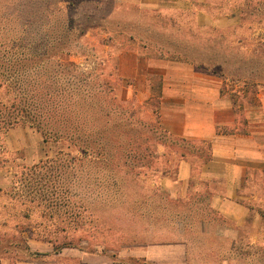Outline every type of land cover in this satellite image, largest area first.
Here are the masks:
<instances>
[{
    "label": "rangeland",
    "instance_id": "1",
    "mask_svg": "<svg viewBox=\"0 0 264 264\" xmlns=\"http://www.w3.org/2000/svg\"><path fill=\"white\" fill-rule=\"evenodd\" d=\"M101 1L85 0V3L80 4V0H0V57L5 53H21L23 48L29 49L33 43H43L44 33L54 26L60 30L55 34L58 49L67 47L63 50V56L56 61L65 63L63 59L67 57L76 65L74 71L66 70L68 77H88L91 88L101 82L108 99L117 96L124 100L128 92L131 101L134 91L131 85L137 76L132 78L135 67L128 62V75L132 77L127 78L125 83L119 80L117 55L121 46L130 44L147 60L173 62L182 61L170 58L167 52L169 42L181 47L184 39L188 38L198 41L214 39L217 41L215 44H208L213 46V51L221 53L228 52L225 44L233 49L234 54L264 53V0H211L214 3L211 8L202 7L196 0H192L189 8L154 11L141 9L144 13L137 12L135 8L140 9V6L132 3L104 0L105 4H98ZM48 5H52L51 10L54 6V9L63 11L55 17L54 23L49 21L50 14H46ZM35 10H38L37 18L26 14ZM200 15L206 20H201ZM222 15L231 16L232 27L224 30L214 28L212 18ZM105 16L107 22L103 19ZM69 19L75 27L83 23L84 28L88 24L92 28L82 37L81 29H75L69 39L64 41L61 31H64L63 25ZM90 19H94V22ZM129 20L139 22L138 25L143 27L152 25L151 35L143 30L141 34L138 32L139 36L146 37L149 42L138 37L131 40L129 34H111L101 26L103 21L110 25ZM240 70L238 72L242 74L245 68ZM215 76L222 82L226 97H234L239 114L245 117L247 108L254 110L259 105L256 100L261 92L264 93L263 80L254 78L247 82L230 76ZM11 78L9 75L0 76V81H16ZM13 99L10 95L5 96L3 101L11 104ZM156 102L154 100L152 105ZM125 107L131 108L132 104ZM138 107L142 108L139 117H151L148 109ZM196 145L201 149L199 156L203 157L196 163L198 168L207 158L209 148L207 144ZM71 146L66 141L46 143L41 133L29 126H18L6 134L0 133V239L11 238L16 234L17 224L22 226L29 223L33 226L36 224L32 230L35 233L47 232L55 240L64 237L74 240L77 245L65 248L67 254L80 251L89 255H102L119 264H148L138 257L145 246L159 248V251L167 253L168 245L180 241L190 246L189 264H264L263 248L248 245L244 233L236 247H231L228 238L214 232L217 226L233 228L211 208L209 191L203 184L192 190L194 196L188 203L192 205L189 210L179 200L168 198L166 184L168 179L178 178L179 154L159 146L152 168L143 170L135 185L120 184L118 188L122 194H117L116 209H109L101 205L110 196L99 195L94 185L96 178L90 175L93 168L87 163L81 166L74 162L82 156ZM191 157L196 159L195 156ZM36 165L39 167L34 169ZM143 172L147 173L146 176ZM134 186L137 187V194H131ZM27 213L30 220L25 219ZM201 220L206 223L203 229H200ZM23 236L28 239L27 232ZM32 241L38 240L29 239L31 248ZM4 253L12 258L27 254L22 245L11 244ZM44 258L52 261L53 253H47ZM70 258L74 256L64 257L67 262ZM153 264H168V254L162 258L160 256Z\"/></svg>",
    "mask_w": 264,
    "mask_h": 264
},
{
    "label": "trees",
    "instance_id": "2",
    "mask_svg": "<svg viewBox=\"0 0 264 264\" xmlns=\"http://www.w3.org/2000/svg\"><path fill=\"white\" fill-rule=\"evenodd\" d=\"M82 3H85V0H80V4ZM98 4L103 5L105 1L102 0ZM54 8L53 6V10H51L52 5H48L46 9V14H50L49 21L51 23H54L59 12L63 13L60 9ZM135 9L137 12L144 13L141 9ZM26 14L37 18L38 10ZM103 19L106 21L107 16ZM90 20L94 22V19ZM105 21L101 26L108 32L129 34L131 40L138 37L147 42L148 39L142 35L139 36L138 32L143 30L150 35L153 32L152 25L143 27L138 25L139 22L131 20L126 23L118 21L110 25L109 23L105 24ZM28 23L34 24V22ZM53 27L44 33L43 43L39 45L33 43L29 49L23 48L21 53L14 52L9 55L5 53L0 57V76L9 75L12 77L11 80L16 79L11 83H6L7 79L3 82L0 81V90L2 89L0 94V133L6 134L18 126H29L41 133L46 143L52 141L70 143L82 156L81 159H76L74 162L81 166L86 163L91 166L94 171L90 175L96 178L94 185L99 190V195L110 196V199L101 205V207L109 209H116L117 194H122L118 188L120 184L135 185L142 171L152 168L154 160L157 159L159 146L167 148L174 154H179L180 162L190 161L195 168L197 167L196 163L198 164L203 159L202 156H199L201 149L196 145L199 142L171 136L161 128L159 96H154L149 102L150 111L148 110V112L151 117L144 119L138 116L142 108L136 106L133 101L121 100L117 96L108 99L101 82L97 87L94 85L91 88L88 77L83 78L77 75L68 77L66 70L74 71L76 65L67 57L63 59L66 61L65 63L56 61L57 58L59 60L60 56H63V50L67 47L58 49V38L55 34L60 30ZM90 28L92 27L89 24L84 28L83 23L75 27L72 20H66L63 25L64 31H61L62 40L69 39L75 29H81L80 37L85 36L84 34ZM195 36L200 37L199 35ZM184 41L181 47L174 42H169L167 52L171 59L193 64L200 70H207L220 76L240 78L247 82L254 78L264 81V53L261 55L234 54L232 53L233 49L226 44L227 53L213 51L214 48L210 44H215L217 41L209 38L204 41L188 38ZM204 43L205 45H203ZM201 45L203 46L201 47ZM12 50L15 51V49ZM241 68H245V70L239 74L238 71H241ZM10 95L14 97L13 101H10L11 104L9 101H3L5 96ZM232 99L235 103L233 96ZM154 100L157 102L152 105ZM130 104H132L131 108L125 107ZM200 144H207L209 148L207 158L200 163L202 165L212 160V153L211 143ZM191 156H195L196 159ZM38 167L39 165H36L33 168L37 169ZM143 174L146 176L147 173L143 172ZM136 188V186L132 187L131 194L133 192L137 194ZM180 202L187 210L192 208V205L188 204L190 201ZM25 219L30 220L29 213L25 214ZM204 224L206 225L205 221L201 220L200 229L205 227ZM23 226L26 227L23 228ZM34 226L29 223L22 226L17 224L15 226L17 235L0 239V259L7 258L12 261V264H16L18 260L39 259L45 256L46 254L34 251L30 247L29 239L52 243L54 254L77 245L69 237L55 240L45 231V233H35L32 231ZM25 232L28 233V239L23 236ZM12 240L19 242L13 245ZM10 244L11 246L22 245L27 254L17 258L7 257L4 252L8 247L10 248Z\"/></svg>",
    "mask_w": 264,
    "mask_h": 264
},
{
    "label": "crops",
    "instance_id": "3",
    "mask_svg": "<svg viewBox=\"0 0 264 264\" xmlns=\"http://www.w3.org/2000/svg\"><path fill=\"white\" fill-rule=\"evenodd\" d=\"M121 1L153 11L189 8L192 4V0ZM196 1L205 8L214 4L211 0ZM200 19H203L202 15ZM230 19L231 16L227 15L212 18V25L224 30L232 27ZM235 22L238 25L236 19ZM117 57L119 80L124 83L132 77L128 75V62L134 64L135 75L132 78L137 76V79L131 85L134 88L131 101L136 106L149 110V102L154 96H159V123L164 131L174 137L211 143V161L200 164L198 168L190 161L179 163L178 178L168 179L166 184L168 198L192 201V190L203 184L209 191L211 208L234 229L217 226L214 232L228 238L231 247H236L244 233L248 245L264 250V93L261 92L256 100L259 105L254 110L247 108L244 117L238 113L239 107L232 97H226L222 82L214 73L206 74L186 62L147 60L130 44L121 46ZM123 99L130 101L128 92ZM30 244L37 252L53 253L52 261L43 256L18 260L16 264H119L102 255L80 251L67 254L63 249L54 254V245L49 242L32 241ZM159 250L145 246L138 257L153 264L160 256L168 254V264L190 263V246L185 241L168 245L167 253ZM69 255L74 258L67 262L64 257ZM0 264H12V261L4 258L0 259Z\"/></svg>",
    "mask_w": 264,
    "mask_h": 264
}]
</instances>
